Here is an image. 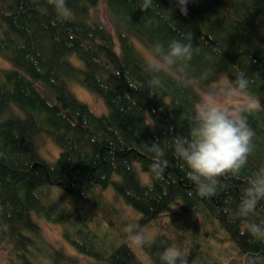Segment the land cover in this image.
I'll list each match as a JSON object with an SVG mask.
<instances>
[{"label": "trees", "instance_id": "trees-1", "mask_svg": "<svg viewBox=\"0 0 264 264\" xmlns=\"http://www.w3.org/2000/svg\"><path fill=\"white\" fill-rule=\"evenodd\" d=\"M100 1L66 0L70 14L62 16L48 0H0L6 264H161L171 246L188 264H247L264 255V241L245 230L248 220L264 223V200L255 214H237L247 182L264 167V105L247 114L255 132L247 164L219 177L212 196L198 195L170 148L173 135L188 134L201 92L219 81L243 72L249 93L264 103V0H194L187 16L171 0H155L147 11L141 0H103L111 27L96 14ZM180 31L193 34L195 49L184 81L166 71L150 86L146 50L167 47ZM71 83L100 97L106 111L94 113ZM45 138L56 155L43 152ZM153 141L168 161L161 179L150 173L153 154L143 144ZM107 190L130 218L104 197ZM41 219L59 225L68 244L49 242ZM129 222L155 227L154 241L134 246L124 232Z\"/></svg>", "mask_w": 264, "mask_h": 264}, {"label": "clouds", "instance_id": "clouds-1", "mask_svg": "<svg viewBox=\"0 0 264 264\" xmlns=\"http://www.w3.org/2000/svg\"><path fill=\"white\" fill-rule=\"evenodd\" d=\"M155 0H141V10H149ZM180 14L187 16V5L194 0H171ZM59 15H68L70 10L66 0H48ZM43 12L47 8L41 9ZM170 19L172 9L165 10ZM172 20V19H171ZM177 32L175 23L170 25ZM193 34L180 31L167 47L156 42L147 50L145 71L152 74L150 86L161 84L160 74L172 72L179 81H184V70L195 51ZM250 81L245 73L239 72L233 80L225 84L211 86L204 90L200 101L191 115L188 134L173 135L170 148L175 158L186 165L187 178L196 186L201 197L216 193L218 178L236 175L247 164L253 148L255 132L247 123V114L262 107L260 101L249 93ZM146 152L153 154L150 173L161 179L168 164L163 159L165 150L160 141L143 143ZM264 200V167L258 169L243 189L237 214L247 218L255 214L258 205ZM246 232L256 240L264 241V223L248 220ZM128 239L134 246L144 247L152 241L149 231L139 222H129L124 227ZM161 264H188L185 257L175 247H167L159 254ZM247 264H264V255L253 254L247 257Z\"/></svg>", "mask_w": 264, "mask_h": 264}, {"label": "rangeland", "instance_id": "rangeland-1", "mask_svg": "<svg viewBox=\"0 0 264 264\" xmlns=\"http://www.w3.org/2000/svg\"><path fill=\"white\" fill-rule=\"evenodd\" d=\"M96 14L101 21H103L108 27H111V24H110L109 19H108L107 10H106V7H105L103 0L100 1L99 5L96 9ZM0 64H5L1 58H0ZM225 83L226 82L224 80H222V81H219L218 83H215L212 86H215L218 84H225ZM71 84H70L71 85L70 88L73 91V93L81 101L87 103L88 106L91 108V110L94 113L100 114V113H103L104 111H106L105 104L100 97L91 93L90 91L85 89L83 86L79 85L78 83H71ZM203 92L204 91L201 92V97H202ZM260 103H261V105H264L263 102L260 101ZM41 145L43 146V152L45 153V155L47 157H51V156H54L57 154V151H58L57 147L53 144V142L50 141V139L45 138L41 142ZM144 177H146V175ZM103 194L107 200L109 199L110 202H112L122 212L123 216H125L127 218L131 217L132 212L126 206H124L123 203L114 194L110 193L109 190L103 191ZM40 224L42 227L43 234L49 242L53 243L56 246H62L64 244H68V243H65V241L62 239V231H61V228L59 225L52 223L50 221H47L45 219H41ZM147 230L149 231L151 236H155L158 233V231L155 227H149V228H147ZM153 241L154 240H152L151 242H153ZM212 244L213 243H211V245ZM226 245H227V243L224 244V247L222 249L224 252L227 251V249L225 247ZM133 249L136 251V249L134 247H133ZM67 251L72 252L71 246H70V248H67ZM6 259H7V254L0 247V264H6Z\"/></svg>", "mask_w": 264, "mask_h": 264}]
</instances>
